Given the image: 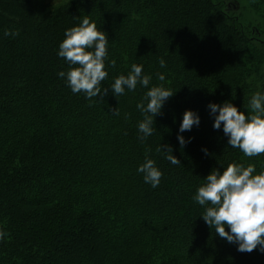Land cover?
Masks as SVG:
<instances>
[{
	"label": "trees",
	"instance_id": "obj_1",
	"mask_svg": "<svg viewBox=\"0 0 264 264\" xmlns=\"http://www.w3.org/2000/svg\"><path fill=\"white\" fill-rule=\"evenodd\" d=\"M253 2L256 24L217 0H0V264H264V251L240 252L215 234L193 199L212 170L264 168V154L228 145L207 107L230 101L247 112L264 90V0ZM87 5L111 21L90 19L108 37L107 91L91 99L58 75L69 65L57 55ZM134 63L149 87L175 91L143 142L136 105L148 88L119 97L110 88ZM186 109L200 124L180 145ZM145 156L163 172L156 188L137 172Z\"/></svg>",
	"mask_w": 264,
	"mask_h": 264
},
{
	"label": "clouds",
	"instance_id": "obj_2",
	"mask_svg": "<svg viewBox=\"0 0 264 264\" xmlns=\"http://www.w3.org/2000/svg\"><path fill=\"white\" fill-rule=\"evenodd\" d=\"M4 35L15 36L18 33L6 30ZM57 55L69 65L67 71H60L58 75L66 80L73 93L83 92L86 98L91 99L107 91L101 89V82L108 76L105 68L108 37L89 17L85 16L78 24L66 29ZM110 63L115 65V61ZM159 63L161 68L167 67L164 58ZM158 79L164 81L165 74L158 73ZM151 80L150 74H143V65L134 63L126 75H118L110 86L117 97L124 95L126 90L134 91L138 84L148 88L136 105L144 116L138 122V132L141 134L138 139L141 142L153 134L155 116L175 92L163 84L149 87ZM249 103L250 110L247 109V112L238 110L230 101L210 102L207 107L214 118L213 128L220 130L222 127L228 145L238 148L246 157H255L264 154V90H257ZM114 114L118 115V110ZM199 124V113L186 109L177 132L180 145L190 142V138L186 140L183 133ZM157 151L171 164L181 163L170 146L165 148L160 145ZM204 151L207 152V149ZM137 172L143 174L144 182L152 188L159 186L163 175L155 160L149 156H145ZM193 199L205 207L200 216L211 229H215V234L229 243L237 244L238 251L250 253L257 248L264 251V168L257 172L254 164L244 166L232 163L223 167V171L212 170L198 187ZM6 236L7 231L0 227V241Z\"/></svg>",
	"mask_w": 264,
	"mask_h": 264
},
{
	"label": "rangeland",
	"instance_id": "obj_3",
	"mask_svg": "<svg viewBox=\"0 0 264 264\" xmlns=\"http://www.w3.org/2000/svg\"><path fill=\"white\" fill-rule=\"evenodd\" d=\"M217 1H223V4L225 5V10L230 13L233 14V12L239 14L240 16H242V20H249L252 23H257L256 21H259V16L256 14L255 9H254V5H252L253 0H217ZM261 0H258V2H260ZM115 3L111 2V3H107V4H99L100 8L103 7H108V6H113ZM261 6H263L264 4L262 2L259 3ZM85 13L89 12L92 14H90L89 17L90 19H98L101 22L108 24L109 22H111L109 20V18H107V16H96L95 11L93 9V7L91 5H87V7L85 8ZM123 14H125V9H122L120 11V13L118 14V18L121 17ZM86 15L83 16V18ZM113 21V20H112ZM113 23V22H112ZM69 68V67H68ZM171 169V168H170ZM174 170V169H172ZM186 245H189L188 247L191 248L192 246L190 245V243H186ZM199 251H201L199 249ZM202 252V251H201Z\"/></svg>",
	"mask_w": 264,
	"mask_h": 264
}]
</instances>
